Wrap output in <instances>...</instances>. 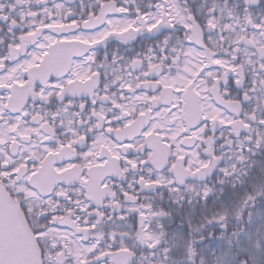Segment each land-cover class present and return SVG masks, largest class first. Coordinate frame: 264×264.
<instances>
[{
	"label": "snow or ice",
	"instance_id": "obj_1",
	"mask_svg": "<svg viewBox=\"0 0 264 264\" xmlns=\"http://www.w3.org/2000/svg\"><path fill=\"white\" fill-rule=\"evenodd\" d=\"M0 264H264V0H0Z\"/></svg>",
	"mask_w": 264,
	"mask_h": 264
}]
</instances>
